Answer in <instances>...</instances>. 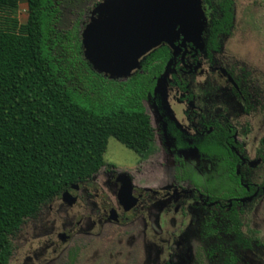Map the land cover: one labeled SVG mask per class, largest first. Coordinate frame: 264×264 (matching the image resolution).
Instances as JSON below:
<instances>
[{"label": "flooded vegetation", "instance_id": "flooded-vegetation-1", "mask_svg": "<svg viewBox=\"0 0 264 264\" xmlns=\"http://www.w3.org/2000/svg\"><path fill=\"white\" fill-rule=\"evenodd\" d=\"M201 3L207 23L210 2ZM231 8L233 26V1ZM227 34L219 35L216 45L207 50L204 42L199 49L190 42L180 45L179 39L175 41L179 49L173 55L169 45H159L165 46L169 55L162 71L152 77V89L142 100L154 135L151 148L140 154V159L152 155L158 160L172 158L177 164L180 160L197 161L194 167L198 173L192 172L172 185H140L135 183L133 172L119 171L115 163L105 162L92 176L64 190L75 198L72 203L62 199L64 191L56 196L68 208L78 203L81 189L85 191L81 197L84 201L91 194L94 200L93 205L83 206V214L72 225L55 232L56 240H49L55 253L67 255L75 234L89 220L91 226L97 227L95 235L103 238L111 229L126 228L139 216L144 227L152 224L156 229L152 245L163 251L160 264H174L177 256L195 245L201 247L207 264H245L246 257L264 246L261 233L251 226L257 204L264 196V134L256 136L262 98L252 73L235 60L219 55L220 39ZM166 67L162 87L155 90ZM139 71H143L141 64ZM254 139L256 146L251 156L246 147ZM155 143L159 146L157 151L153 149ZM200 161L221 165V181L208 179L200 184ZM102 170L107 175V185L114 188L113 197L104 194L102 187L95 188L92 182V177ZM127 178L131 184L129 200L119 195ZM56 197L42 204L37 214L25 222L37 219L41 208ZM165 222L177 223V227L163 237L158 232ZM145 234L143 228V246H147ZM81 236H86L83 241L90 245L92 236Z\"/></svg>", "mask_w": 264, "mask_h": 264}, {"label": "trees", "instance_id": "trees-1", "mask_svg": "<svg viewBox=\"0 0 264 264\" xmlns=\"http://www.w3.org/2000/svg\"><path fill=\"white\" fill-rule=\"evenodd\" d=\"M208 2L204 50L232 26V1ZM26 3L24 23L0 27V264L27 218L105 164L110 137L139 154L151 148L142 100L169 55L159 46L140 59L142 72L108 78L84 58L76 26L57 28L60 0ZM17 4L0 0V7Z\"/></svg>", "mask_w": 264, "mask_h": 264}, {"label": "rangeland", "instance_id": "rangeland-1", "mask_svg": "<svg viewBox=\"0 0 264 264\" xmlns=\"http://www.w3.org/2000/svg\"><path fill=\"white\" fill-rule=\"evenodd\" d=\"M112 1L114 0H60L57 28L66 31L76 26L81 37L88 24L98 17L102 7ZM232 1L234 9L233 26L230 33L220 39L221 50L219 55L231 58L239 66L248 69L257 82L262 98V107H260L258 117L259 127L256 135L260 137L264 134V0ZM27 13L26 0H18L15 7H0V27L17 28L26 21ZM83 56L85 58L84 52ZM88 59H93L91 53ZM87 61L95 70L89 60ZM139 69L140 67L133 72ZM105 76L117 80L125 79L122 76ZM256 140L254 139L246 147L251 156H253ZM153 149L157 151L159 146L155 143ZM153 157L151 155L147 159L141 160L139 153L127 148L112 137L108 139L104 153L105 162L115 163L119 166L117 168L119 171L133 172L135 183L140 185H172L174 181L191 176L192 172L198 173L194 167L197 161L180 160V163L177 164V161L172 160V158L158 160ZM198 168L202 173L201 176L199 175L200 184L208 179L220 182L224 176V170L215 161L211 164L207 161H200ZM92 178L95 188L99 190L102 187L104 194L113 197L114 188L107 185V175L103 170ZM179 182L181 183V181ZM84 192V189L78 191L79 201L72 208H68L59 197H56L41 208L37 219L25 222L17 234L12 237L13 250L7 264H160L163 259V255L160 253L163 251L159 246L152 245L155 243L152 236L156 229H153L152 224L144 227L145 222L140 221V216L126 228L115 227L111 229L109 234L103 238L95 235L98 233L97 227L91 226L89 220L85 227H82L75 234L74 245L67 255L65 253L60 254L58 251L55 253L53 246L49 245V240H56L55 232L72 225L83 214V206L92 203L94 200L91 194L89 199L84 201L81 198ZM49 205L52 206L50 210ZM135 222H137L136 225ZM251 226L256 228L264 238V196L257 204ZM159 227L158 234L165 237L167 233L177 227V223L165 222ZM143 228L147 234L144 235L147 246H143L141 242ZM82 234L92 236L90 245L89 242L83 241L87 238L81 236ZM81 248L83 249L81 250ZM244 260L245 264H264V246L258 248L257 253L249 255ZM174 264L207 263L204 260L201 247L195 245V248L177 256Z\"/></svg>", "mask_w": 264, "mask_h": 264}, {"label": "water", "instance_id": "water-1", "mask_svg": "<svg viewBox=\"0 0 264 264\" xmlns=\"http://www.w3.org/2000/svg\"><path fill=\"white\" fill-rule=\"evenodd\" d=\"M205 25L201 0H114L103 6L98 17L88 24L81 43L85 58L96 71L126 78L140 67L145 54L161 44L169 45L173 55L179 49L175 44L179 39L180 45L190 42L201 49ZM90 53L93 59H88ZM167 72L166 67L155 90L160 88ZM130 190L127 178L120 197L127 196L129 200ZM62 199L69 203L75 200L68 191L62 193Z\"/></svg>", "mask_w": 264, "mask_h": 264}]
</instances>
